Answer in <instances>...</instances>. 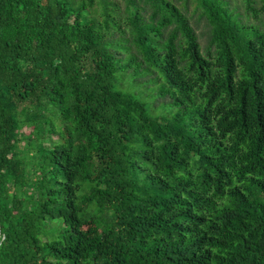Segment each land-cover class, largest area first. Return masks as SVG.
<instances>
[{
	"label": "trees",
	"instance_id": "obj_1",
	"mask_svg": "<svg viewBox=\"0 0 264 264\" xmlns=\"http://www.w3.org/2000/svg\"><path fill=\"white\" fill-rule=\"evenodd\" d=\"M0 264H264V0H0Z\"/></svg>",
	"mask_w": 264,
	"mask_h": 264
},
{
	"label": "rangeland",
	"instance_id": "obj_2",
	"mask_svg": "<svg viewBox=\"0 0 264 264\" xmlns=\"http://www.w3.org/2000/svg\"><path fill=\"white\" fill-rule=\"evenodd\" d=\"M188 8H189V14H190L192 12L193 6L190 5ZM98 10H99V7L97 5H95L94 8L91 11V14L97 16L98 15ZM196 18H197V14L193 15V17L191 18V21L194 22ZM195 28H196L197 33L200 34V41L202 43L205 42L206 34L204 33L205 32L204 21L200 20L198 22V24L195 25Z\"/></svg>",
	"mask_w": 264,
	"mask_h": 264
}]
</instances>
